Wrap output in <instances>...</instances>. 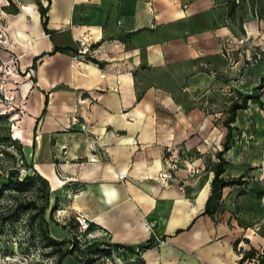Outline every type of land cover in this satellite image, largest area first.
I'll return each mask as SVG.
<instances>
[{
	"label": "crops",
	"instance_id": "crops-1",
	"mask_svg": "<svg viewBox=\"0 0 264 264\" xmlns=\"http://www.w3.org/2000/svg\"><path fill=\"white\" fill-rule=\"evenodd\" d=\"M40 2L47 29L36 0H0V59L20 84L13 136L49 182L58 225L71 233L82 212L127 263L260 264L264 130H247L256 115L264 121L260 102L238 111L223 154V177L244 183L222 190L219 212L204 211L228 109L264 76V0ZM81 39L91 46L83 61ZM168 157L165 189L157 178ZM48 223L53 238L70 239Z\"/></svg>",
	"mask_w": 264,
	"mask_h": 264
},
{
	"label": "rangeland",
	"instance_id": "rangeland-1",
	"mask_svg": "<svg viewBox=\"0 0 264 264\" xmlns=\"http://www.w3.org/2000/svg\"><path fill=\"white\" fill-rule=\"evenodd\" d=\"M241 1L239 0V2ZM2 36L4 34L0 32V40ZM4 46L3 42L0 41V49L4 48ZM14 74L16 72L10 62L0 59V114L3 117L5 116V118L0 120V137L7 135L20 120V107L16 104L17 91L20 84L15 81ZM263 109L264 107H259L258 112L260 113V110ZM252 124L256 125V127H252ZM247 125V130L256 129L257 133H261L264 130V121L261 120L260 115H256V119ZM246 134L249 135L248 131ZM247 140L252 141L254 139L249 138ZM7 152L16 153L14 148L0 145V168L6 176L16 175V169L19 170V177L21 178L27 173H32L31 170L25 168L19 157H17L18 162L15 163V160ZM37 196H40V194L38 195L36 186L28 188L22 193L4 189L0 186V264H58L61 253L67 248H71L69 244L58 247L48 245L39 224L38 211L29 203ZM37 204V206H41L43 203L38 199ZM27 206L30 207L27 209ZM45 217L47 220L56 222L51 224L54 236L64 237L65 235H71L69 239L71 240L73 232L76 231V226L73 222V229L70 233L62 225H58L61 224V222H57L58 219L62 220L61 215H57V213L55 215V212L52 213L49 208L45 212ZM73 221L75 222L74 218ZM101 237L103 235L99 237L97 242L100 241L106 244V241L102 240ZM94 244L78 245L69 256L63 259L61 264H83ZM102 246L105 247L107 245L102 244ZM107 257L99 258L94 264H107ZM117 258L109 255L112 264L121 262Z\"/></svg>",
	"mask_w": 264,
	"mask_h": 264
},
{
	"label": "trees",
	"instance_id": "trees-1",
	"mask_svg": "<svg viewBox=\"0 0 264 264\" xmlns=\"http://www.w3.org/2000/svg\"><path fill=\"white\" fill-rule=\"evenodd\" d=\"M37 4L40 9L41 17L43 20L44 28L47 29V8H44L41 4L40 0H36ZM236 2V0H233ZM238 3V2H236ZM263 90H264V76L261 78V81L258 86H256L251 93H240L238 99H236L229 107L228 109V116L224 120V126L229 130L226 141L224 144V150L218 153L219 157V163L215 167V177L212 182V193L209 196L206 207H205V214L214 215L215 213L219 212L221 210V204L220 199L222 197V190L226 186L230 185H242L244 183L243 177L240 176L237 178H229L226 179L223 177V174L225 172V166L227 164V161L225 157L223 156L224 152L228 151L230 149V143L232 138V130L233 126L232 123L236 121L237 113L239 110H245L248 108V104L250 101H256L260 102V106L264 107V102L262 101L263 96ZM5 118V116H1L0 114V120ZM13 132L12 130L8 132L7 135H4L0 137V145H5L8 148H14L16 153H10L7 152L14 160L15 163L18 162L17 157H19L20 161L24 164L25 168L27 170H31L32 173H27L23 178L19 177V170L16 169V175L6 176V174L1 170L0 168V186L4 189H10L13 191H16L18 193H22L24 190H28V188H31L33 186H36L37 193L40 196H37V198H34L29 202L33 208L37 209V217H39V224L42 229L43 235L45 239L47 240V243L49 246L58 247L63 246L64 244H69L71 248H67L65 251L61 253L58 259V264H61L63 259L69 256L73 252V249H76L78 247V243L75 241V239H71L68 241H60L53 238L50 234L49 230V223L47 218L45 217V212L47 209L50 208L51 212H55L58 208V201L53 205L50 206V196H51V189L49 182L42 177L39 173H37L33 166L27 161L25 154H24V146L23 143L16 138H13ZM264 192H259V197H263ZM40 199L43 204L41 206H37V200ZM30 206H27L28 209ZM93 224L91 225L90 230H92ZM71 229L72 226H71ZM95 243V244H94ZM94 244V247L89 250V254L87 255V258L85 261H83V264H94L98 261L99 258L104 256H109L111 253V248L109 244L106 242L101 243L100 241H94L92 242ZM107 245L105 247L102 246ZM151 244H148V246ZM117 248H121V246H116ZM254 251L252 250L250 253L245 254L243 258L240 260V263H243L246 261L247 258L252 257L254 255ZM132 264H141V261L139 259H135V261ZM260 264H264V258L261 260Z\"/></svg>",
	"mask_w": 264,
	"mask_h": 264
},
{
	"label": "built area",
	"instance_id": "built-area-1",
	"mask_svg": "<svg viewBox=\"0 0 264 264\" xmlns=\"http://www.w3.org/2000/svg\"><path fill=\"white\" fill-rule=\"evenodd\" d=\"M236 2H239V0H236ZM77 45H78L77 51H76L74 58L79 61L89 59V56L91 54L90 44L85 39H81V40H78ZM73 122L74 123L77 122V119L73 118ZM174 167H175V163L171 161L170 158L168 157L166 168L162 169L159 172L158 178H157V182L162 188L170 189L174 186V183H173V180L175 177ZM200 172H201V168L195 167L191 171V174L195 175ZM74 219H75L76 231L73 232L71 239H75L78 245L86 246L87 244H91L94 241H98L99 237L102 236V234L98 235L94 233L92 230H90L92 221L90 220L88 216H86L82 212H76ZM116 252L120 258H123V254L125 252L123 248L116 249ZM106 259H107V264H112V261L109 259V256ZM119 264H132V263L121 261Z\"/></svg>",
	"mask_w": 264,
	"mask_h": 264
}]
</instances>
